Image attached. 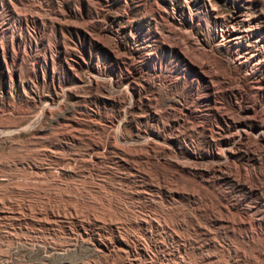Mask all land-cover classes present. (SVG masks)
I'll return each mask as SVG.
<instances>
[{"label": "rangeland", "instance_id": "obj_1", "mask_svg": "<svg viewBox=\"0 0 264 264\" xmlns=\"http://www.w3.org/2000/svg\"><path fill=\"white\" fill-rule=\"evenodd\" d=\"M263 59L264 0H0V264H264Z\"/></svg>", "mask_w": 264, "mask_h": 264}, {"label": "bare ground", "instance_id": "obj_2", "mask_svg": "<svg viewBox=\"0 0 264 264\" xmlns=\"http://www.w3.org/2000/svg\"><path fill=\"white\" fill-rule=\"evenodd\" d=\"M235 23H236V22H235ZM242 26H243V25H242ZM232 28H233V27H232ZM234 28H235V27H234ZM234 28H233V29H234ZM246 30H247V29H246ZM243 37H244V36H243ZM224 38H225V37H224ZM230 40H231V39H230ZM227 41H228V40H227ZM263 60H264V59H263Z\"/></svg>", "mask_w": 264, "mask_h": 264}]
</instances>
